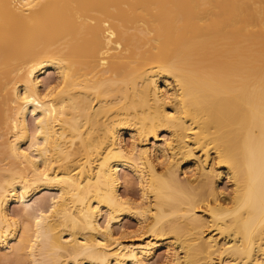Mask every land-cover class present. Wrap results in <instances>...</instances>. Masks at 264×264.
I'll use <instances>...</instances> for the list:
<instances>
[{
	"label": "bare ground",
	"instance_id": "obj_1",
	"mask_svg": "<svg viewBox=\"0 0 264 264\" xmlns=\"http://www.w3.org/2000/svg\"><path fill=\"white\" fill-rule=\"evenodd\" d=\"M0 264H264V0H0Z\"/></svg>",
	"mask_w": 264,
	"mask_h": 264
},
{
	"label": "rangeland",
	"instance_id": "obj_2",
	"mask_svg": "<svg viewBox=\"0 0 264 264\" xmlns=\"http://www.w3.org/2000/svg\"><path fill=\"white\" fill-rule=\"evenodd\" d=\"M47 79L49 80H53L54 79V76L52 75V73H49L47 74L46 76ZM160 135V139H163L165 138V135L163 134V132H160L159 133ZM123 173V172H121ZM130 173L128 172H125L124 173V180L125 182L123 183V185L121 186L120 188V192L121 193H126L129 197H131L132 199H137L139 197V189H138V186H137V182L134 180V178H132L131 174L129 176ZM122 175V174H121ZM123 176V175H122ZM182 177V175L180 176ZM218 188H220L225 194H227L229 191H230V184L229 182L226 180V178H223L219 183H218ZM17 207L14 206H11L10 208V212H13L14 209L16 210ZM122 225L124 227H126L127 229L129 230H134L136 228L135 226V222L131 219H124V221H122ZM162 260V257L159 255L156 259V261H161Z\"/></svg>",
	"mask_w": 264,
	"mask_h": 264
}]
</instances>
